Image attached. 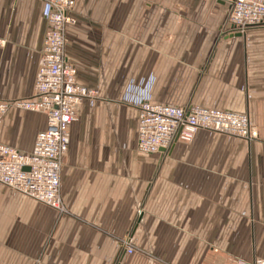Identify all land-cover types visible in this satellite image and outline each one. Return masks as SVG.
Returning <instances> with one entry per match:
<instances>
[{"label": "crops", "instance_id": "1", "mask_svg": "<svg viewBox=\"0 0 264 264\" xmlns=\"http://www.w3.org/2000/svg\"><path fill=\"white\" fill-rule=\"evenodd\" d=\"M47 13L43 0H0V99L35 95ZM229 14L225 0H76L66 56L98 97L71 126L64 211L0 183V264L264 259V26L242 34ZM143 101L246 113L259 138L199 130L144 153ZM46 127L11 108L0 142L29 152Z\"/></svg>", "mask_w": 264, "mask_h": 264}, {"label": "built area", "instance_id": "2", "mask_svg": "<svg viewBox=\"0 0 264 264\" xmlns=\"http://www.w3.org/2000/svg\"><path fill=\"white\" fill-rule=\"evenodd\" d=\"M48 5L35 95L31 99H0V126L11 108L44 113L47 127L40 131L31 151L24 152L0 142V183L59 211H64L61 171L70 147L71 126L78 120L77 108L98 91L80 85L77 69L66 56V29L72 20L76 0H43ZM230 5L229 24L237 32L264 26V0H225ZM139 112L138 149L159 153L175 142H191L199 130L254 141L259 138L248 114L200 105L143 101ZM128 235L122 241L126 252L135 248ZM235 264H264L263 258L251 262L236 259Z\"/></svg>", "mask_w": 264, "mask_h": 264}, {"label": "rangeland", "instance_id": "3", "mask_svg": "<svg viewBox=\"0 0 264 264\" xmlns=\"http://www.w3.org/2000/svg\"><path fill=\"white\" fill-rule=\"evenodd\" d=\"M121 247H122L123 249H125V248L123 247V245H121Z\"/></svg>", "mask_w": 264, "mask_h": 264}, {"label": "water", "instance_id": "4", "mask_svg": "<svg viewBox=\"0 0 264 264\" xmlns=\"http://www.w3.org/2000/svg\"><path fill=\"white\" fill-rule=\"evenodd\" d=\"M164 150V149H163Z\"/></svg>", "mask_w": 264, "mask_h": 264}]
</instances>
